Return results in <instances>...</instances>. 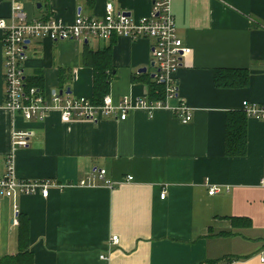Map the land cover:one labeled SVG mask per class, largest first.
I'll return each instance as SVG.
<instances>
[{
	"label": "crops",
	"instance_id": "crops-1",
	"mask_svg": "<svg viewBox=\"0 0 264 264\" xmlns=\"http://www.w3.org/2000/svg\"><path fill=\"white\" fill-rule=\"evenodd\" d=\"M153 1L43 0L40 8L24 1V9L32 19L51 16L70 23L78 11L102 16L107 2L132 17L147 16ZM170 5L187 47L176 72L177 97L170 103L188 106L192 117L186 123L168 110L150 115L142 108L123 120L62 122L52 111L43 121H25L4 106L0 34V174L10 157L18 178L66 184L49 187L47 196L0 194V258L27 251L24 264H200L226 257H235L229 264H264L259 260L264 121L247 117L245 155L224 153L227 111L240 110L243 100L264 103V0H170ZM10 12V0H0V17L8 19ZM153 44L152 38L123 36L87 42L31 39L23 73L26 81L41 76L45 93L69 88L72 96L91 98L93 72L82 50L109 45L108 94L116 100L123 95L149 99ZM142 67L146 71L138 72ZM228 68L245 69L247 84L216 87L214 71ZM15 128L33 131L25 147H13ZM91 168H105L112 187L101 180L77 185ZM210 185L221 190L208 194ZM20 216L28 223L26 247L17 240ZM111 235L118 243L109 244Z\"/></svg>",
	"mask_w": 264,
	"mask_h": 264
},
{
	"label": "built area",
	"instance_id": "built-area-1",
	"mask_svg": "<svg viewBox=\"0 0 264 264\" xmlns=\"http://www.w3.org/2000/svg\"><path fill=\"white\" fill-rule=\"evenodd\" d=\"M24 1L34 5L43 0H10L11 12L8 19L0 17V34L3 45L5 85L4 106L12 113L20 115L25 121H43L47 115L56 111L62 122L74 120H90L96 122L103 117H113L123 120L129 111L142 108L152 114L156 109H165L174 114L181 122L190 121L192 115L188 106L178 101L172 105L170 100L177 97L176 72L182 64V58L187 51L182 39L178 36L170 0H154L149 15L132 17L123 10L115 9L111 2L105 4L102 16L84 15L80 11L70 23H63L54 17L32 19L27 16ZM127 37L131 40L152 38V61L155 72L153 80L162 85L163 97L158 99L131 98L123 95L114 99L108 93L100 104L84 96H72L66 89H54L43 92L35 85H28L23 73V63L26 59V40L48 39L51 41L89 39L109 40L112 37ZM241 109L246 117L264 121V103L243 100ZM33 131L27 129H12L11 142L13 147H25ZM131 179V176L127 177ZM101 180L104 185L112 187V181L106 178L105 168H91L79 179V186L97 185ZM264 184V179L261 180ZM64 183L54 179L30 180L18 178L13 171L12 159L6 161V171L0 174V194L15 198L20 194L40 193L47 196L49 187L62 188ZM217 185L208 187V194L219 192ZM165 191L160 197L163 198ZM14 222H17L14 219ZM117 235H111L109 244L118 243ZM101 259L107 260L105 254ZM259 260L264 262V247L259 252ZM3 264V263H0ZM200 264H229L227 262H208Z\"/></svg>",
	"mask_w": 264,
	"mask_h": 264
},
{
	"label": "trees",
	"instance_id": "trees-1",
	"mask_svg": "<svg viewBox=\"0 0 264 264\" xmlns=\"http://www.w3.org/2000/svg\"><path fill=\"white\" fill-rule=\"evenodd\" d=\"M83 62L92 68V95L93 103L100 104L104 95L108 93L109 83L113 77V66L111 61V46L92 50L86 45L82 50ZM136 80V77H133ZM248 73L245 69L228 68L216 69L213 82L216 87L235 88L244 87L247 84ZM28 85L42 87L41 76L31 77L26 81ZM63 82V81H62ZM149 99L163 97L162 85L147 77ZM247 149V117L242 109L229 110L225 116V140L224 153L226 156H243ZM235 220V219H234ZM239 220V219H236ZM247 220V219H246ZM27 219L23 216L18 218L17 240L20 247L27 245ZM27 251L18 252L14 256L0 258L3 264H24L27 262ZM235 257H226L229 263ZM219 262V261H216Z\"/></svg>",
	"mask_w": 264,
	"mask_h": 264
},
{
	"label": "water",
	"instance_id": "water-1",
	"mask_svg": "<svg viewBox=\"0 0 264 264\" xmlns=\"http://www.w3.org/2000/svg\"><path fill=\"white\" fill-rule=\"evenodd\" d=\"M36 7L37 8H40L41 7V3H39V2H37L36 3ZM128 14V13H127ZM29 41L28 40H26V43H28ZM85 42H87V40H85ZM151 65H154V62L152 61L151 62ZM144 71H146V68L145 67H142V68H140V69H138V72H144ZM154 76V74L152 75V77ZM54 91V90H53ZM67 93H70V89L69 88H67L66 90H65Z\"/></svg>",
	"mask_w": 264,
	"mask_h": 264
},
{
	"label": "rangeland",
	"instance_id": "rangeland-1",
	"mask_svg": "<svg viewBox=\"0 0 264 264\" xmlns=\"http://www.w3.org/2000/svg\"><path fill=\"white\" fill-rule=\"evenodd\" d=\"M31 3V2H30ZM33 4V3H32ZM103 41H99V43H102ZM94 42L91 41L89 45H92Z\"/></svg>",
	"mask_w": 264,
	"mask_h": 264
}]
</instances>
